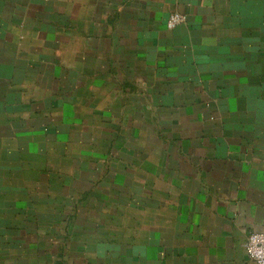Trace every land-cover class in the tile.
<instances>
[{
	"label": "crops",
	"instance_id": "obj_1",
	"mask_svg": "<svg viewBox=\"0 0 264 264\" xmlns=\"http://www.w3.org/2000/svg\"><path fill=\"white\" fill-rule=\"evenodd\" d=\"M251 233L264 0H0V264H255Z\"/></svg>",
	"mask_w": 264,
	"mask_h": 264
},
{
	"label": "built area",
	"instance_id": "obj_2",
	"mask_svg": "<svg viewBox=\"0 0 264 264\" xmlns=\"http://www.w3.org/2000/svg\"><path fill=\"white\" fill-rule=\"evenodd\" d=\"M187 21L186 16L174 13L171 14L167 27L173 29L179 25L185 24ZM245 250L248 257L255 264H264V233H251L245 244Z\"/></svg>",
	"mask_w": 264,
	"mask_h": 264
}]
</instances>
